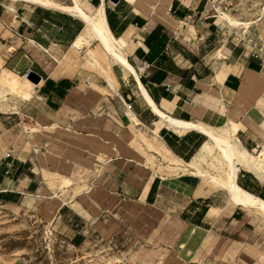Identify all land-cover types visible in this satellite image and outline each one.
I'll return each mask as SVG.
<instances>
[{
	"label": "crops",
	"instance_id": "crops-1",
	"mask_svg": "<svg viewBox=\"0 0 264 264\" xmlns=\"http://www.w3.org/2000/svg\"><path fill=\"white\" fill-rule=\"evenodd\" d=\"M211 2L0 0V74L39 77L0 112V203L56 202L53 225L81 244L73 228L84 218L71 209L85 205L69 194L87 184L99 212L109 201L154 210L144 223L184 264H264V216L184 167L222 177L208 173L217 152L200 151L211 137L234 143L253 158L237 164L236 184L264 201V61L228 37ZM83 14L118 56L105 76L72 51ZM89 47L105 68L98 42ZM53 127L60 136L46 135Z\"/></svg>",
	"mask_w": 264,
	"mask_h": 264
},
{
	"label": "rangeland",
	"instance_id": "rangeland-1",
	"mask_svg": "<svg viewBox=\"0 0 264 264\" xmlns=\"http://www.w3.org/2000/svg\"><path fill=\"white\" fill-rule=\"evenodd\" d=\"M211 10L219 17L218 22L226 26L230 39L264 61V0H212ZM224 17L247 22L248 27H232L222 19ZM84 69L91 71L87 65ZM29 96V93L11 92L0 83V112H14L18 102ZM23 130L29 135L41 136L40 130L31 124H23ZM45 132L60 136L58 128ZM208 166L209 174L222 173L217 159ZM71 184L75 182L61 181V186ZM88 192L89 187L83 184L69 194L70 199L80 197L85 205L84 210L76 208L75 204L71 209L84 218V222L73 228L83 235V242L76 245L70 241L71 233L53 225L56 202L48 198L40 201L27 198L13 207L0 203V264H184L170 247L155 241V226L144 223L154 219V210L127 201H109L111 208L99 212L86 203L84 198ZM69 212L62 211L66 217L78 219Z\"/></svg>",
	"mask_w": 264,
	"mask_h": 264
},
{
	"label": "bare ground",
	"instance_id": "bare-ground-1",
	"mask_svg": "<svg viewBox=\"0 0 264 264\" xmlns=\"http://www.w3.org/2000/svg\"><path fill=\"white\" fill-rule=\"evenodd\" d=\"M82 16L86 21L87 27L85 32L73 44L72 51L76 54L84 53L86 64L90 67L100 70L105 76L107 75V70H109L108 59L110 57L118 58V56L116 55L112 47L110 38L106 35L101 26L85 14H83ZM222 19H224L228 23V25L232 27H242V29H246L248 27L247 22H239L226 17ZM91 39H95L103 51L106 63L105 68L99 63L94 52L89 47ZM5 73L12 76L13 79H9L7 78V76H4V74H0V83L5 85L11 92H19L20 95H23V93H29V90L34 87V85H32V83H30L29 81L24 80L21 82L12 74L8 72ZM170 122L179 125L181 124L174 121ZM181 126L187 125L181 124ZM211 138L213 140V144H206L205 146H203L200 151L199 159L204 160L205 156H209L210 154H212L211 152L215 150L217 152V158L215 159H217V165L219 166V168H221L222 177L207 175V173L200 171L199 169H197L195 161L184 164L185 169L190 170L193 175L207 179L213 185L225 189L230 198L235 203L244 207L251 208L252 210H255L256 212L264 216V201L242 190L236 184V176L238 173L237 164L241 161H245L246 159L252 161L253 158L234 143L222 141L214 137Z\"/></svg>",
	"mask_w": 264,
	"mask_h": 264
},
{
	"label": "water",
	"instance_id": "water-1",
	"mask_svg": "<svg viewBox=\"0 0 264 264\" xmlns=\"http://www.w3.org/2000/svg\"><path fill=\"white\" fill-rule=\"evenodd\" d=\"M112 2H117V0H111ZM27 80L32 82L33 84H37L39 82V77L33 73H30L26 76Z\"/></svg>",
	"mask_w": 264,
	"mask_h": 264
},
{
	"label": "built area",
	"instance_id": "built-area-1",
	"mask_svg": "<svg viewBox=\"0 0 264 264\" xmlns=\"http://www.w3.org/2000/svg\"><path fill=\"white\" fill-rule=\"evenodd\" d=\"M10 157V155L9 154H6V158H9Z\"/></svg>",
	"mask_w": 264,
	"mask_h": 264
}]
</instances>
